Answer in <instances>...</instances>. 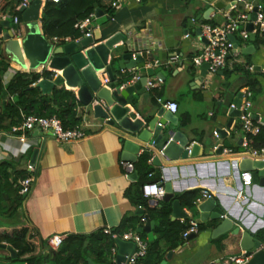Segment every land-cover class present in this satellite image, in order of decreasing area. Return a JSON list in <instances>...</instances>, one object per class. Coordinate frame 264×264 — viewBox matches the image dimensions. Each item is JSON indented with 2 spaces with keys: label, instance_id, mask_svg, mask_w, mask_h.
<instances>
[{
  "label": "crops",
  "instance_id": "obj_1",
  "mask_svg": "<svg viewBox=\"0 0 264 264\" xmlns=\"http://www.w3.org/2000/svg\"><path fill=\"white\" fill-rule=\"evenodd\" d=\"M113 1H97L95 9H100V15L99 17L94 15L91 21L89 26L91 34L95 29H99L103 38H107L121 32L123 39L117 43L118 45L127 43L131 49L141 51L143 55L151 53L155 60L147 61L146 65L156 64L167 72L164 81L149 77L141 93L135 91L131 96L128 106L133 112L132 118L144 119L162 106L166 111L171 112L167 106L158 101V98L163 102L174 101L177 103V110L172 113L179 120L187 119L188 127L185 131L194 136V140L201 142L204 136H213L217 128H226L229 131L235 128L237 133L233 136L232 142L235 144L243 136L242 145L247 148L253 147L240 127L239 116L234 118L230 128H227V122L230 118L228 112L237 92L249 88L252 91L250 116L253 123L264 128V38L262 35L255 34L253 40L249 38L244 40L236 35L241 48L247 46L252 48L249 53L232 54L225 68L221 69L222 74L219 73L221 70L215 74H209L207 70V74L201 78L199 75L201 68L197 69L191 63L192 57L205 42L200 34L196 33L200 21L198 15L211 8L209 18L204 19L202 23L220 24L227 13L236 14L243 9L244 3L238 2L235 8L233 7L235 0H140L138 2L122 0L120 7L116 8L112 6ZM259 1L253 0L252 3ZM218 4H222L223 7H216ZM188 19H191L193 24L188 23ZM21 27L24 32L23 23ZM0 29V38L3 39V33L9 31V28L0 25ZM83 37L82 34L75 40H81ZM42 69L40 67L35 71ZM15 70L22 68L10 62V67L3 76L4 83L11 79ZM102 73L100 70L98 75L103 77ZM117 75H132V78L136 79L145 73L127 70L117 72ZM248 81L253 82L254 86L249 85ZM149 82L155 85L151 87ZM61 85L76 93V88L69 87L65 83ZM77 116L80 117L81 122L76 127H81L86 132V136L79 140L64 142L56 139L50 132L33 130L27 132L26 141L21 142L9 131H0V162H11L12 172L25 170L29 174V165H31L29 161L33 149L35 147L39 149L32 171L33 182L28 193L23 195L21 206L10 217L0 214L1 234L11 236L14 229L26 228L32 236L40 239L39 250L47 254L51 252L47 239L54 234L88 235L98 230L110 233L125 217L142 216L143 214L138 213L139 209L147 214L148 207L159 208L149 199L144 206L134 202L141 182L159 174L162 181L174 183L175 198L187 191H197L201 198L202 191L206 190L216 199L218 205L230 200L233 205L237 203V208L242 212L246 222H235V226L253 230V236L264 241V238H260L261 234L264 235V186L252 182L247 173L241 172L238 180L233 164L215 165L214 173L210 165L205 164L202 167H194L193 170H177L175 175L171 172L172 176L169 178L161 166L149 161L152 175L145 176L144 171L135 166L145 149L143 147L137 154L136 162H132L134 169L127 171L122 163L130 161L122 158L123 146L115 128L105 125L101 118H94L90 107L82 104L77 106ZM213 139L216 140L215 137ZM232 156L228 153L221 158L230 160ZM201 159L198 158L197 161ZM239 183L243 186L242 190L239 189L238 193H234ZM180 202L187 217L174 219L170 213V220L182 223L185 219H192L201 222L197 205L195 210H191L181 200ZM197 202L198 199L196 204ZM143 218L140 217V221L144 225ZM150 219L154 221L153 240L159 239L160 247L166 249L165 240L155 231L156 221ZM202 223L205 224V228L196 230L197 236L190 241H186L184 237L183 243L171 250L173 254L170 259L167 258L169 250L165 251L162 260H165L166 264H216L221 258L242 252L237 236L212 237L213 224L210 221ZM105 229L109 232H105ZM142 232L145 233V238L138 233L143 239L147 242L153 241L148 240L145 231ZM121 235L122 233L119 238ZM1 243L9 245L5 241ZM117 252L118 245H116V254ZM0 256H11V253L8 249L0 247ZM87 259L96 263L91 257ZM0 264L21 263L4 261ZM40 264L55 263L49 260Z\"/></svg>",
  "mask_w": 264,
  "mask_h": 264
},
{
  "label": "water",
  "instance_id": "obj_2",
  "mask_svg": "<svg viewBox=\"0 0 264 264\" xmlns=\"http://www.w3.org/2000/svg\"><path fill=\"white\" fill-rule=\"evenodd\" d=\"M245 1L253 2V0ZM42 3L43 0H29L27 7L19 9L24 32L20 37H13L9 31H5L0 45V54L26 71H35L41 67L59 72L53 79H40L37 85L44 93H49L55 86L62 83L76 88L75 94L79 103L90 107L94 118H101L105 125L115 128L122 142L124 160L136 162L137 154L143 147L145 149L142 153H148L149 161L156 166H161L169 178L172 176L171 172L175 175L177 170H193L194 167H202L205 164H209L214 173L213 167L224 163L227 166L228 164L234 165L238 180L241 172L247 173L252 182L264 186V161L245 155L246 148L242 145L243 136L235 144L232 142L233 136L237 133L235 128L231 131L226 128H217L213 136H204L201 142H198L194 140V136L185 131L188 122L179 120L174 113L166 111L163 106L144 119L132 118L133 112L128 106L131 96L135 91L141 93L149 77L164 81L167 74L165 69L156 64L146 65L147 61L155 60L151 53L143 55L141 51L131 49L127 43L118 45L117 43L123 39L121 32L103 38L100 30L95 29L93 34L84 36L78 41L52 43L41 29ZM216 7L222 8L223 5L218 4ZM210 10L211 8H208L205 13L198 15L197 18L200 21L196 28L197 34L201 33L202 21L209 18ZM99 11V8L95 9L96 17H99ZM257 11L258 7L255 4L249 14V21L245 24L250 40L255 38L252 30ZM187 22L193 24L191 19ZM0 25L8 29L10 21L2 19ZM201 38L206 42L204 37ZM229 38L234 42L232 54L250 52L252 46L241 48L236 37L230 35ZM207 69V64L201 67L199 72L201 78L207 74ZM100 70L103 72V77L98 75ZM127 70H138L145 75L136 79H133L132 75H117V72ZM222 72V70L219 71L220 74ZM242 96V92L238 91L233 101L235 106L231 107L228 112L230 118L227 128H230L234 118L240 115L239 107ZM38 151L37 147L33 149L29 161L32 166L35 165ZM228 153L233 155L230 160L221 158ZM198 158H202L201 161H197ZM159 185L164 188V196L160 200H150V202L160 207V201H171L172 218H186L187 214L180 200L174 197V183L161 181ZM242 187L239 183L233 192L238 193ZM197 203L200 221H210L213 224L212 237L234 235L239 238L240 249L250 254V257L241 264H264V248L259 247L261 240L253 236V230L235 226V222H246L242 212L237 208V203L233 205L230 200L218 205L212 195ZM138 213L144 214V211L139 209ZM144 218L145 224L138 231H145L148 240L152 241L155 236L152 231L154 221L147 214ZM196 236L197 231H191L185 239L190 241ZM116 243L118 245L116 264H124L128 256L133 253L135 245L131 241L121 239H117ZM0 247L8 249L12 258L16 257V251L10 245L0 243ZM172 254L173 251H168L167 258L170 259ZM87 261L88 264H96L91 259ZM160 264H166V261L162 260ZM216 264L221 263L218 260Z\"/></svg>",
  "mask_w": 264,
  "mask_h": 264
},
{
  "label": "trees",
  "instance_id": "obj_3",
  "mask_svg": "<svg viewBox=\"0 0 264 264\" xmlns=\"http://www.w3.org/2000/svg\"><path fill=\"white\" fill-rule=\"evenodd\" d=\"M23 0H1L0 14L9 12L16 15L21 20V12L16 6ZM98 0H46L41 14V28L49 38L67 37L69 41L82 36L76 24L95 13ZM236 37V36H235ZM239 41V39L236 37ZM0 42L2 39L0 38ZM10 67L9 60L0 54V131H10L12 126L23 121L25 115L35 114L40 116L58 117L64 128H74L81 122L77 116V106L80 104L74 91L66 89L62 85L55 86L50 93H44L37 85L42 78L52 79L53 72L43 68L41 71L15 70L11 79L4 83L3 76ZM240 69V67H236ZM249 85L253 82L248 81ZM187 121V119H184ZM241 127V125H240ZM246 137L253 147L264 146V128L257 134L246 133ZM150 155L142 153L135 166L144 171L145 176L152 175L149 166ZM13 165L9 161L0 162V214L10 217L15 214L24 199L19 193V179L28 175L25 170L12 172ZM160 175L142 181L139 191L134 199L137 205H147V198L143 196L141 186L147 182H161ZM197 191H187L177 198L191 210H195L196 201L199 198ZM147 215L156 221L155 231L165 240L166 249L159 245V239L148 242L144 264H160L165 251L179 247L183 243V234L191 227L192 219H185L184 222L170 220L171 201L161 202V206L156 208L148 207ZM125 217L120 225L110 233L103 230L92 232L88 235L71 234L65 237L61 245L56 250L44 254L41 252V241L32 236L28 229L17 228L13 234L5 235L0 233V243L5 241L16 250V257L0 256V263L4 261L17 262L21 264H40L52 260L55 264H88L87 257H91L97 264H115L113 261L112 248L116 247V240L119 235L129 228L138 231L143 226L140 217ZM197 222V221H196ZM205 224L197 222V231L203 230ZM145 238V233L138 231ZM116 234V236L114 235ZM261 234L260 238H264ZM264 240V239H263ZM264 243V241H261ZM215 264V263H212Z\"/></svg>",
  "mask_w": 264,
  "mask_h": 264
},
{
  "label": "built area",
  "instance_id": "obj_4",
  "mask_svg": "<svg viewBox=\"0 0 264 264\" xmlns=\"http://www.w3.org/2000/svg\"><path fill=\"white\" fill-rule=\"evenodd\" d=\"M46 0H43L45 2ZM57 1V0H53ZM122 0H114L112 2L113 7H120ZM140 1V0H135ZM238 2H243V9L239 10L236 14L227 13L225 19L220 24H210V23H202L201 24V33L200 36L206 39L198 49V51L194 54L191 59V63L197 69H200L204 64L208 65V73L215 74L219 70L224 69L229 55H232V50L234 47V42L229 38L230 35L234 37L239 35L242 39L249 38V32L245 28V24L249 21V14L252 11L254 5L256 4L258 7L256 19L253 21V30L255 34H261L264 38V0H260L256 3H250L245 0H235V4L233 7L237 8L236 4ZM29 4V0H23L20 4L16 6V9L19 10L21 7H27ZM95 13L90 14L83 20L79 21L76 24V27L81 31L84 36L91 35L90 24L94 17ZM8 19L10 21L9 32L13 37H20L23 34V28L21 27V22L19 17L16 15H12L8 11L0 14V20ZM186 37L188 34L185 35ZM51 42L54 44L66 43L69 41L67 37L58 38L52 37L50 38ZM1 45V42H0ZM176 58V57H175ZM48 70H50L48 68ZM52 71L53 77L57 72ZM155 84L153 82H149V86L153 87ZM242 99L239 107L240 115L239 122L241 125V129L245 133L257 134L261 127L258 124L253 123L252 118L250 116V107L252 106V91L249 88H244L242 90ZM158 101L163 103V105L167 106V108L171 112H175L177 110V103L174 101L163 102L161 98H158ZM235 105L231 104V107ZM33 130L38 131H47L50 132L56 139L60 141H72L79 140L86 136V132L81 127L74 128H64L61 120L54 116L46 117L35 114L25 115L23 117V121L15 126H12L9 133L13 136L17 137V139L21 142L26 141L27 132H32ZM245 148H247L245 146ZM246 156L264 161V146L263 147H249L246 149ZM123 167L127 171H132L134 169V164L132 162H123ZM32 165H29V174L20 180V188L19 193L25 195L28 193L31 184L33 182V171ZM151 175V174H149ZM141 191L144 197L149 200H160L165 194L163 186H160L158 182H147L141 186ZM211 193L208 191H202V197L198 198V201L207 197H210ZM145 220V218H143ZM191 227L183 234L184 237L191 232L197 230V222L194 220L190 221ZM105 232H109L108 229L104 230ZM66 236L62 234H54L47 239V245L50 250L57 249ZM121 240L131 241L134 243L135 248L133 253L128 256V260L124 264H144L143 259L146 257L148 242L143 239L137 231L134 229H128L123 232L120 236ZM260 248H264V243L261 242ZM113 261L115 262V254L116 247L112 248ZM250 254L242 251L241 253L230 255L219 260L221 264H241L244 263ZM116 264V262H115Z\"/></svg>",
  "mask_w": 264,
  "mask_h": 264
},
{
  "label": "clouds",
  "instance_id": "obj_5",
  "mask_svg": "<svg viewBox=\"0 0 264 264\" xmlns=\"http://www.w3.org/2000/svg\"><path fill=\"white\" fill-rule=\"evenodd\" d=\"M44 3V2H43ZM22 23V22H21ZM22 71H26V70H24V69H22ZM54 74V73H53ZM120 239V238H119Z\"/></svg>",
  "mask_w": 264,
  "mask_h": 264
},
{
  "label": "rangeland",
  "instance_id": "obj_6",
  "mask_svg": "<svg viewBox=\"0 0 264 264\" xmlns=\"http://www.w3.org/2000/svg\"><path fill=\"white\" fill-rule=\"evenodd\" d=\"M234 254H236V253H234ZM232 255V254H231Z\"/></svg>",
  "mask_w": 264,
  "mask_h": 264
}]
</instances>
